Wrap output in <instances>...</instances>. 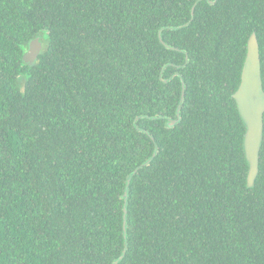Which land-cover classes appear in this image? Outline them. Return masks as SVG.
<instances>
[{"label":"trees","instance_id":"1","mask_svg":"<svg viewBox=\"0 0 264 264\" xmlns=\"http://www.w3.org/2000/svg\"><path fill=\"white\" fill-rule=\"evenodd\" d=\"M252 33L264 90V0H0V264H264Z\"/></svg>","mask_w":264,"mask_h":264},{"label":"water","instance_id":"2","mask_svg":"<svg viewBox=\"0 0 264 264\" xmlns=\"http://www.w3.org/2000/svg\"><path fill=\"white\" fill-rule=\"evenodd\" d=\"M194 9L195 6H193L191 9V19L193 18ZM189 23L190 21L182 26L174 28V30L183 29L188 26ZM159 39L167 49L176 50L174 47L168 46L165 42H163L160 36ZM42 48V43L38 38L31 40L28 43L23 61L29 65H33L36 62L37 57L41 54ZM187 61L188 59L186 56L185 63H187ZM183 86L184 85L182 83V94L180 102L177 106L176 119L170 120L168 122L170 127L174 126L180 117V109L184 100ZM233 99L236 102L239 115L245 127V133L243 136V152L248 165L247 188H253L259 170V153L263 140L264 116V90L261 80L259 47L257 38L254 33H252L247 40L246 56L241 71L240 83L237 90L233 94ZM149 162L150 160L147 161L144 165H148ZM140 168L141 166L138 169ZM138 169H136L132 173V175H135ZM123 198L124 205H126V191L123 195ZM124 213L126 214L125 207ZM125 228L126 220L124 218V235L126 234ZM122 257L123 256H121L118 261H120ZM118 261H115L113 264H117Z\"/></svg>","mask_w":264,"mask_h":264}]
</instances>
